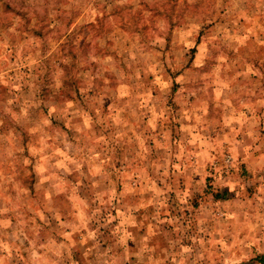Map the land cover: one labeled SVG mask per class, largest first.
<instances>
[{
	"label": "rangeland",
	"instance_id": "obj_1",
	"mask_svg": "<svg viewBox=\"0 0 264 264\" xmlns=\"http://www.w3.org/2000/svg\"><path fill=\"white\" fill-rule=\"evenodd\" d=\"M259 256L264 0H0V264Z\"/></svg>",
	"mask_w": 264,
	"mask_h": 264
},
{
	"label": "trees",
	"instance_id": "obj_2",
	"mask_svg": "<svg viewBox=\"0 0 264 264\" xmlns=\"http://www.w3.org/2000/svg\"><path fill=\"white\" fill-rule=\"evenodd\" d=\"M210 196H211V199H214V200H219V199L222 198L221 195H219V194H211L210 193ZM256 261L258 262V264H263V262H264V256L257 257L256 258Z\"/></svg>",
	"mask_w": 264,
	"mask_h": 264
}]
</instances>
